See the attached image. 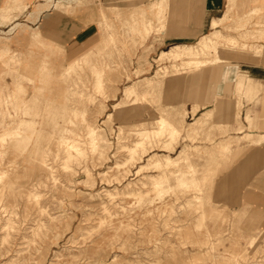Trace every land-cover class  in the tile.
<instances>
[{"label":"rangeland","instance_id":"374dc122","mask_svg":"<svg viewBox=\"0 0 264 264\" xmlns=\"http://www.w3.org/2000/svg\"><path fill=\"white\" fill-rule=\"evenodd\" d=\"M95 1L78 2L95 26L83 33L81 45L57 52L41 43L35 32H27L26 44L15 36L18 31L0 33V135L21 121L28 123L18 136L0 144V172L7 175L0 182V264H187L196 257L203 264H264V191L252 190L248 176L244 179L240 173L261 141L236 135L241 126L236 113L243 100H250L242 96L244 81L237 83L239 95H232L234 86L228 83L248 70L253 49L241 45H251L256 37L247 33L239 38L240 46L222 47L224 63L194 72L181 70L183 63L177 62L181 67L174 72L172 61L158 60L161 52L198 39L185 42L168 30V0L160 8L152 6L160 0ZM13 6L0 11L2 22L10 21L3 18ZM223 32L243 31L238 27ZM11 41L14 46H9ZM94 67L102 70V93L93 88ZM218 70L226 79L213 76ZM143 78L155 83L153 94L139 111L124 112L129 100L123 99L122 91ZM143 89L138 87V92ZM79 93L92 96L94 102L81 101ZM118 103L122 108L113 114ZM75 109L80 112L77 118L72 115ZM207 110L213 114L203 130L194 139L186 137L188 123ZM184 113L178 125L181 140L164 148L167 137L153 138L140 159L125 169L116 168L115 163L126 159L125 147L139 139L137 130L155 129L158 116L181 121ZM83 114L100 131L101 158L88 147ZM65 137L79 139L85 150V156L68 168L59 148V139ZM220 140H230L233 147L217 157V164L203 162L198 156L204 157ZM183 149L191 153L201 178L209 175L201 204L194 202L192 190L163 197L144 187L146 177L158 170L137 174L150 157L163 161ZM177 168L188 170L180 161L165 171ZM212 210L216 213L210 218ZM202 213L206 223L199 228ZM252 237L254 244L248 245Z\"/></svg>","mask_w":264,"mask_h":264},{"label":"bare ground","instance_id":"6f19581e","mask_svg":"<svg viewBox=\"0 0 264 264\" xmlns=\"http://www.w3.org/2000/svg\"><path fill=\"white\" fill-rule=\"evenodd\" d=\"M18 4H19V1L14 0L13 2L10 3V6L11 7H12V5L17 6ZM163 4H164V0H160L158 3L154 4L153 7H159L160 8L163 6ZM258 5L259 6L256 10L249 12V14L244 16V18L241 21H239V22L237 21V23H236L237 28L238 27L241 28V30L243 31V34L238 35L236 37L234 35H225L222 31L219 30L220 27H225V26H226V28H229V29L230 28L233 29V27H235L234 21L232 20V13H233V10L235 8L234 0H228V11L224 14V16L220 20H212L211 27L213 29H212L210 34H205V35L200 36L195 44L178 45V46H174V47L170 48L168 51H163V52H161L158 60L159 61H163V60L172 61L174 63L172 65V67L174 68V70H173L174 72L178 71L177 69L179 67H181V66L176 65L177 62L183 63L182 64L183 67L181 70H184V71L193 70L194 72H200L204 69H207L208 67H210L212 65L224 63L225 61L223 60L224 58L222 57V54H223L222 49H221L222 47L227 46L228 48H230V47L236 48V47L240 46L239 45V38H245V34L249 33V27L250 26H254V28H255L254 31H257L259 33L264 32V1H260ZM230 20L232 21V24L231 25H225V22L230 21ZM147 27L148 26L145 27V32H146V35L148 36L149 29ZM110 44H111L110 40L108 42H106V45H110ZM247 47L251 50L253 49L251 51V53L254 56L259 55L261 52L260 51L261 48L260 49L253 48L252 46L245 45V44L241 45V48H243V49L247 48ZM75 62H77V61H75ZM229 63H231V62L229 61ZM164 73L168 74V71H165ZM132 75H133V73H132ZM102 76H103V74H102L101 69L96 68V67H94L92 69V78L94 79L93 88H94L95 92H97V93L103 92ZM83 81H85V80H83ZM138 87L144 88L141 93L138 92ZM154 88H155V83L148 81L147 78H143V79L139 80L138 83H133L131 86L125 87L124 90L122 91V97L124 100H129V103H127L125 105L123 104L124 105L123 106L124 112L139 111L146 104V102L148 100L147 96L153 94ZM87 91H88V89H87ZM78 97L80 98L81 101H86V100L89 102L93 101L91 99L92 96H89V95H84V94L81 95L79 93ZM113 108H114L113 114H115V113H117L119 108H122V107H121L120 103H118V104H115V106H113ZM196 110H198V109L196 108ZM212 114H213V110L212 111L209 110L208 112L207 111L203 112L201 114V116L198 117L195 121L192 120L193 122H189L187 125V129H186V137L194 139L195 136H197L199 134V132L203 130V128L205 127L206 122L208 120L207 118H209ZM72 115L74 118H77V116L80 115V112L78 111V109L72 110ZM183 115H185V113L182 114V118H181L182 120L180 119L181 121H179V119H173V118H169L166 116H158L155 119V125H156L155 129L150 130V129L144 128L142 130H137L136 134L139 137V139H137V141H135L132 144V146L125 147L126 159L121 165L115 163L116 168L117 169H121V168L125 169L128 165L134 163L136 161V158H139L138 156L140 155V153H144V151H145L144 149H145L146 144H148L153 138H157V137H161V136L167 137V140L163 144L164 148H166L170 145L172 146L180 138H183L184 136L182 135L181 130L178 128V125L180 124V122L183 121ZM110 116H112L111 113L108 114V117H110ZM81 117L85 119L86 123H88L87 129H86L87 135L89 136L88 147H89L91 152H93V153L97 152L98 156L101 158L104 154L103 153L104 148L101 145L102 138H101L100 131L95 125L90 124L88 122V120H86V117L84 116V114L81 115ZM236 118H237V120L239 119V112L236 113ZM245 120L247 122H249L248 117H246ZM27 124H28L27 122L21 121L19 123L18 127H16L14 129L15 132H14V130H6L2 135H0V144L1 145L5 144L6 141L11 139L12 136H18L20 134V132L24 131ZM239 125H241V122H239ZM73 126H75V124ZM242 130H243V126L242 127L240 126L238 131L241 132ZM56 133H58V132H56ZM69 133H71V132H69ZM249 133H251V132H249ZM236 135H237V133H236ZM257 137H259V139H264V136H257ZM230 138H233V137H230ZM244 138L247 141H252L254 139L252 134H246V135H244ZM59 140H58L59 141V148L63 152L61 160H63L62 162L64 163V168H68L70 164L77 163L78 161H80L85 156V150H84L83 144L81 143V141L79 139H75L74 137L73 138L65 137V138H60ZM230 147H233L232 142L230 140H228L226 142L223 140H220V142L212 150L205 151L204 157H202V156H198V157L201 158L203 160V162H205L206 164H209V165L210 164H217L218 163L216 160L217 157H220L222 155V152L224 150H226L227 148H230ZM170 156H165V159L163 161H161L160 159L152 160L151 159L152 157H150L147 160L148 161L147 164L140 166L139 170L137 171V174L140 171L144 172V170L146 171L150 168H152V170L153 169L158 170V173L156 175H154V176L151 175V176L146 177L145 180L147 182L143 183V186L144 187H146V186L150 187L151 190H154L156 192L157 196H163V195L167 194L168 192H172V191L174 192L175 190H177V191L182 190V189L192 190L196 194V196L194 197V202L197 204H201L202 201H204L203 200L204 197L202 194L205 191L203 188V182H206L207 180H209L208 179L209 175H204L201 178V176L199 175V171L194 169L193 161L191 158V153H189V151L187 149L181 150L180 153L176 157H170ZM102 161H104V160H102ZM180 161L185 163V165L188 168L187 171H182L179 168H177V170L174 172L165 171V169H168L170 167L176 168V166L179 164ZM85 171H86V169H85ZM5 173H6L5 171L0 172V182L2 181L3 178H5L7 176ZM141 174H142V172H141ZM113 179H114V177H113ZM124 191H125V189H124ZM34 195H37V194H34ZM137 195H138L139 202H141L143 200L142 193H138ZM110 196H111V194H110ZM187 203L189 205V203H191V202H187ZM37 208H39V207H37ZM215 213H216V210L215 211L212 210L209 214V217L210 218L214 217ZM205 223H206V215H205V213H202L201 214V221H200L201 227H199V228H202V226L205 225ZM234 223H236V222H234ZM241 227H240V229H241ZM249 227H251V226H249ZM195 228H193V229L195 230ZM243 228L244 227H242V229ZM199 230L200 229H198V231ZM254 237H252V239L250 240L248 245L254 244ZM257 237H258V235H257ZM242 246H244V245H242ZM262 247H264V246H262ZM260 249H261V247H260ZM187 264H203V259L201 257H196L195 259L188 261Z\"/></svg>","mask_w":264,"mask_h":264},{"label":"crops","instance_id":"0c3cea01","mask_svg":"<svg viewBox=\"0 0 264 264\" xmlns=\"http://www.w3.org/2000/svg\"><path fill=\"white\" fill-rule=\"evenodd\" d=\"M13 1L0 0V11L7 8ZM18 1L19 4L13 7L14 9L10 15L3 18L6 21L10 19V21L2 22L0 20V33L2 31H18L15 36L23 44L27 43V32H35L40 36L39 41L41 43L54 48L52 50L58 52V50H65L66 48L69 49L76 45H81L83 33L95 29L93 19L88 18L86 12H84L85 8L78 6V2L81 0ZM116 1L104 0L107 4H113ZM260 1L264 0H234L235 8L232 20L235 27L233 29L237 28V21H241L249 12L258 8ZM99 2L102 3L103 0H99ZM158 2L153 3L152 6ZM246 2H248V6H245ZM227 11L228 0H168L169 26L167 28L170 31L178 33L175 39L191 42L199 39L202 35L210 34L213 29L211 27L212 20H220ZM231 24V20L225 22V25ZM224 29H226V26L219 28L222 32ZM254 29L252 26L249 27L250 38L256 37V40L250 46L258 49L261 48L260 54L256 56L250 54L248 58V70L243 69L232 81L225 80V82L228 81V83H232L234 86L232 95L235 93L239 95L236 89L237 83L244 81L245 90L242 91V96L249 99L250 102H245L246 100L242 101L239 119L243 130L238 132L237 135L244 137L246 134H252L257 142H261L255 146L256 149L245 159L244 164L246 167L241 166L240 173L242 177L244 176V179L248 176L252 190L264 191V139L257 137L264 136V32L259 33L254 31ZM223 33L227 35L225 32ZM232 35L238 36L237 33ZM0 39L4 41L1 37ZM178 45L192 44L181 43L175 44L172 47ZM9 46H14L13 41L9 43ZM71 51L69 54H74V51ZM56 61L59 64L61 59ZM213 76H216L217 80H224L227 75L225 72L218 70ZM246 117L249 118V122L245 120ZM234 126L236 129L237 126ZM256 176L259 178L257 183L253 182V178ZM257 177L255 180H257ZM251 195L253 196L252 193Z\"/></svg>","mask_w":264,"mask_h":264}]
</instances>
